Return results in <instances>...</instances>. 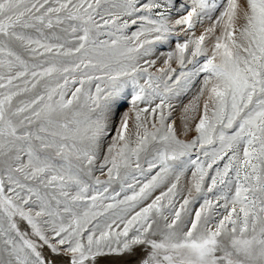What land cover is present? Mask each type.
<instances>
[{"label": "snow or ice", "instance_id": "6c2138e0", "mask_svg": "<svg viewBox=\"0 0 264 264\" xmlns=\"http://www.w3.org/2000/svg\"><path fill=\"white\" fill-rule=\"evenodd\" d=\"M0 264H264V0H0Z\"/></svg>", "mask_w": 264, "mask_h": 264}]
</instances>
